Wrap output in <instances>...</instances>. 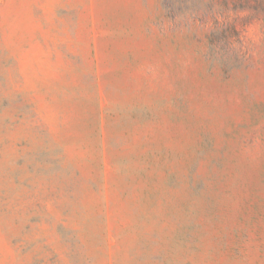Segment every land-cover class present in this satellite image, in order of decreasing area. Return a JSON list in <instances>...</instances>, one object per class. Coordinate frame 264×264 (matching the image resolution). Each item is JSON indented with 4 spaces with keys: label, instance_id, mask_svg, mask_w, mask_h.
Wrapping results in <instances>:
<instances>
[{
    "label": "rangeland",
    "instance_id": "1",
    "mask_svg": "<svg viewBox=\"0 0 264 264\" xmlns=\"http://www.w3.org/2000/svg\"><path fill=\"white\" fill-rule=\"evenodd\" d=\"M0 264H264V0H0Z\"/></svg>",
    "mask_w": 264,
    "mask_h": 264
}]
</instances>
